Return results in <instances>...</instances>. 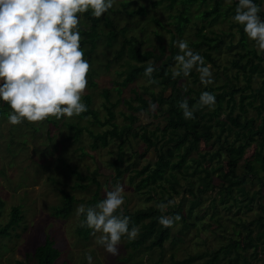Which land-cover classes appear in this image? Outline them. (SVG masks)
Here are the masks:
<instances>
[{
    "label": "rangeland",
    "instance_id": "obj_1",
    "mask_svg": "<svg viewBox=\"0 0 264 264\" xmlns=\"http://www.w3.org/2000/svg\"><path fill=\"white\" fill-rule=\"evenodd\" d=\"M152 1L115 0L113 7L102 15L103 31L107 32L110 29V27L105 26V22L112 19L116 25L118 37L113 48H110L105 41L97 47L87 74L88 83L81 97L84 102L83 97L86 94L91 95L92 108L98 111L101 121H105L108 113L105 107L107 101L104 90L109 89L111 101L116 102L119 100V104L114 107L116 115L113 121L120 126L132 124L133 129L140 132L142 126L149 130H155L158 126L163 125L164 119L154 110L148 113L141 111L136 113L138 119L133 123L125 119L123 115V113L130 114L134 112L124 100L131 98L133 88L145 92L146 97L149 96L151 90L157 91L159 88H151L144 75L137 76L134 80L129 81L126 86L119 85L118 83H121L126 76V74L119 75V71L126 68L124 63L127 56L125 54L123 59H115V55L116 50L121 47L123 42L121 31L124 27H127L126 35L128 38L135 35L139 39L145 40L143 50L152 49L161 43L153 32L156 29L164 38L162 42L169 45L171 33L167 28L170 27L168 16L171 10L166 9L167 2L154 6ZM124 2H128V5L124 6ZM228 3H232V0H224L225 5H221L222 10H227L226 17H220L219 21L208 26L205 30V32H208L213 28L215 30L213 34L223 33L225 37L221 48L214 51L217 65L205 63L211 69L213 77L211 83L213 85H221L226 81L225 76L217 77L216 73L225 70L227 66L226 71L229 75H235L237 69L231 65V60L238 58L239 52L255 48L259 53H262L258 50L256 42L249 37L246 47L241 44V27L243 25L234 21V15L230 13L236 9L237 5H226ZM141 6H144L147 10L145 15L131 14L133 10ZM197 6L192 10V22L196 21L200 25L202 20L195 15L201 11L203 6L201 8L199 6L197 8ZM261 9L264 11V0ZM174 11L175 9L171 12ZM82 16L80 15V18L85 19ZM153 17L163 23L165 28L159 26L153 20ZM261 18L263 19L262 15ZM189 26L178 41L186 40L190 43L191 40L195 39L193 34L195 26ZM189 46L192 48L190 44ZM249 73L253 75L251 80L253 89L259 88L264 79V62H257L255 65L250 66ZM245 80L244 75L240 74L239 84L245 85ZM186 81H189V79H181V82ZM233 81L236 80L233 79ZM92 82L95 84L93 85ZM146 87H150V91H147ZM247 92L252 91L249 89ZM0 104L3 109H6L4 114L0 115V198L4 201L0 223L8 222L11 210L16 205L21 206L22 213L25 216L21 226L14 231V235L2 240L0 264H34L33 257H27L26 254L43 243L48 235L53 238L55 245L61 250V255L54 264H88L87 255L89 253L93 257V264H175V261L186 260L191 255L195 256L196 260L183 264H197L204 260L206 257L204 252L207 249H216L220 245L228 243L230 237H237L239 241L245 243L248 226L253 229V234L259 229L257 219L260 214L264 215V179L259 180L250 174L246 175L242 187L248 191L250 196L255 194L256 198L249 204L247 202L240 203L239 201L236 204H231L233 199H230L229 203L225 205L220 202L217 196L219 184L228 175L229 164L228 159H225L223 169L213 174L214 183L217 185L213 190L199 193L197 187L201 184H196L195 191L201 199L199 204L194 207L191 215L189 213L191 205L189 199H192L193 196L187 194L188 199L184 200L180 213H177L181 219L175 221L172 225L171 236L161 249L144 248L140 251H134L127 244V236H124L121 239L118 254L112 255L103 244L98 242L101 233L93 230L88 238H84L78 233V228L82 225L83 220L81 215L77 214V206L80 204L95 206L98 202H92L91 199L97 191L99 198H104L106 190H113L119 184L124 188L125 200L121 208L118 209V213H122L125 209L135 211L154 206L160 209L162 215L174 217L176 215L174 210L178 208L174 206L181 202L182 195L187 188L185 185L188 183L187 179L197 178L190 174L194 167L189 165L187 177L181 172H176L178 181L175 185L180 194H174L171 189L169 190L170 193L167 192L166 188L171 186L169 170L162 175L157 167L151 169L153 176L157 178V182L153 184L154 188L137 191L135 184L140 177H137L134 182L131 181L130 177L134 175L133 170L124 172L120 177L116 175V166L113 162L118 157L120 139H111L110 143L104 147L99 146L95 149L91 147L93 137L85 127L94 132H101L111 128L110 124L103 126L93 122L90 115L85 117L75 115L71 118L49 116L43 121L36 122L25 119L21 123L13 125L7 119L10 111L9 105L2 101H0ZM254 104L258 105L259 100H255ZM247 108V115L254 117L256 122H260L261 116H258L256 108L248 105ZM238 112H240V109L237 107L234 114ZM69 124H78L83 127V131L77 139L73 136L76 130L69 127ZM215 129L216 135L220 133L218 126H215ZM227 133L226 131L223 136L225 137ZM234 137V135H228L229 140L234 139ZM217 147L218 142H215V137L208 144L203 141L199 144V150L202 152ZM255 148L256 143H253L247 149L244 158L240 160L237 168L239 174L247 171L246 160H253ZM122 150L125 160L122 168L129 164H132V168H142L148 162L154 163L157 159L153 149L148 150L146 142L140 137L130 136L123 144ZM84 152L88 154H84ZM192 156L200 159L197 149L191 153L188 163H191ZM210 165V162L202 163L203 168ZM73 169L90 178L79 180L72 172ZM263 173L262 171L261 174ZM93 176L99 183L92 181ZM77 181L89 184L87 188H72ZM242 187L239 186L237 188L239 191L236 190L235 193L239 194ZM63 189L71 192L78 200L75 202L73 211L67 216L58 215L53 211V207L59 205L62 201L61 190ZM161 202L166 205L163 209L157 206ZM184 218H186V221ZM16 232L19 236L15 235ZM172 237L175 241H171ZM244 252L250 259L251 264L263 263L262 258L256 259L251 256L252 249Z\"/></svg>",
    "mask_w": 264,
    "mask_h": 264
},
{
    "label": "trees",
    "instance_id": "obj_2",
    "mask_svg": "<svg viewBox=\"0 0 264 264\" xmlns=\"http://www.w3.org/2000/svg\"><path fill=\"white\" fill-rule=\"evenodd\" d=\"M263 0H256L258 4L262 6ZM167 2L166 9L170 11L168 16V25L170 27L167 30L171 33L169 45L163 43V36L154 30V34L158 40L161 41L159 46L152 49L143 50L142 47L145 44V40L139 39L137 36L127 37V27H124L121 31L123 36V42L121 47L116 50L115 59H123L126 54L127 58L124 63L125 69L119 71V75L126 74L125 78L119 85L126 86L129 81L134 80L139 75H144L148 80L150 87L157 91L149 90L150 87L145 89L150 91L149 96L146 97L145 92L133 88L132 96L130 99L124 100V102L134 111L130 114H125V119L135 122L138 119L137 112H151L152 110L158 112L164 119L162 126H158L155 130H149L145 126H142V131L134 130L132 124H124L120 126L117 122H114L115 111L114 107L119 104V100L116 102L111 101V92L109 89L104 90V95L107 103L105 104L108 117L105 121H101L99 113L92 108L91 95L86 94L83 99L87 104V111L79 114L81 117L92 116L93 122L100 125L110 124L112 127L101 132H94L91 129L89 133L93 137L91 147L93 149L99 146H107L111 139H120L118 157L113 162L116 166L117 176L120 177L124 172L133 170L134 175L130 177L131 181L137 177H140L139 181L135 184L137 191H142L145 188H154L153 184L157 182V178L153 176L152 167H157L159 172L163 175L169 170V180L171 186L166 188L167 192H173L174 194H180V191L176 188L175 183L178 181V175L176 172H181L184 176L189 173V165L194 167L192 173L197 178L193 180L187 179L188 183L186 191L182 195L181 202L177 203L174 207H178L174 210V214L180 213L181 206H183L184 200L187 198V194L193 196L191 205L189 208L190 215L193 214L194 207L199 204L201 199L195 191L197 183L201 186L197 187L199 193L208 192L213 190L217 185L214 183L213 174L216 171L223 169V161L228 159V175L219 184L217 189V196L220 202L227 205L230 199H233L231 204L252 202L256 195H249L248 191L243 186L246 175L250 174L259 180L264 179V79L262 85L253 89L251 84L252 73H249V67L255 65L257 62H264V53H259L257 49H248L245 52H239L238 58L231 60V65L237 69L235 75H229L225 70L218 71L216 76H225L227 79L221 85H213L211 82L205 84L200 80L199 72L193 68L190 75L185 77L182 73L180 76L173 77V69L177 64L175 60L176 55L181 51L178 47V39L185 33L186 28L194 27L195 39L191 40L190 44L195 52H199L204 57L205 63H212L217 65V60L214 55V51H217L224 44V34L214 33L215 30L211 28L208 32H205L206 28L213 23L219 21L221 18H225L227 10L224 11L221 5L224 4V0H153L152 5L156 6L161 3ZM238 1L232 0V3L226 5H237ZM200 4V5H199ZM124 6L128 5V2L123 3ZM207 6L198 12L195 16L202 20L198 25L196 21L192 22V10L194 7ZM197 6V8H198ZM211 6V7H209ZM229 10V9H228ZM147 12L144 6L133 10L131 14H143ZM236 9L231 14L235 15ZM260 14L264 19V11ZM83 15L80 18L79 30L81 33V47L84 50V58L89 61V64L94 59V54L100 43L104 42L113 48L115 40L118 37V31L116 25L112 19H108L105 22L106 27H110L107 32L103 31V17H95L91 14V11L78 14ZM221 17V18H220ZM153 20L159 24V26L165 28L157 18L153 17ZM248 36L244 31V27H241V44L247 46ZM231 47V45H229ZM152 60V61H151ZM149 63H152L155 67L152 77L154 81L149 80V77L145 75V68ZM225 71V72H224ZM92 72V71H91ZM240 74H243L246 78V84L240 85L238 80ZM264 75V73H263ZM189 79V81L181 82V79ZM235 79L236 81H233ZM94 85L95 83L92 82ZM251 89L252 92H247ZM210 91L215 94L216 102L213 107H199L197 106L194 112V118L186 119L183 115V109L180 108V101L187 98L190 106L197 105L200 94L202 91ZM259 100V104H254L255 100ZM136 102V104H134ZM2 104V103H1ZM0 104V105H1ZM152 105H155L153 108ZM248 106H254L257 110L258 116H261V121L256 122L254 117L248 116ZM240 109V112L235 113L236 108ZM210 108V110H208ZM0 106V115L4 114V111ZM215 126H218L220 133L216 135ZM69 127L74 128L76 132L73 134L74 138H78L83 127L78 124H69ZM160 131V133H158ZM228 132L224 137L223 134ZM228 135H234V139L229 140ZM130 136L142 138L146 144L147 149L154 151L157 159L154 163L148 162L142 168H132V164L122 168L123 162V144ZM222 136L224 137L222 140ZM215 137V142H218V147L204 152L199 150V144L201 141L208 144L210 140ZM219 142H221L219 144ZM256 143L253 160H246L247 171L243 174L237 172L240 160L244 158L247 149ZM197 149L200 159L192 156L191 163L187 161L190 158L191 153ZM84 154H88L84 152ZM210 162V166L203 168L202 163ZM135 164V163H133ZM67 165V164H66ZM259 166V167H258ZM79 180H85L90 178L84 176L78 170H72ZM92 181L97 182V179L93 176ZM89 183L75 182L72 188L81 187L87 188ZM241 186V192L236 194L235 191H239L237 188ZM171 189V191H169ZM244 189V190H242ZM151 190V189H150ZM62 201L59 205L53 207V211L56 214L67 216L74 207L75 202L78 200L76 197L66 190H61ZM164 198V197H163ZM103 198H99L98 191L91 199L92 202H99ZM188 199V198H187ZM239 204V203H238ZM4 201L0 198V215ZM241 207V206H240ZM122 215L130 217L129 228L136 226L139 229L138 235L133 238H128V245L134 249V251H140L142 249L162 248L164 243L170 238L172 233L171 227H164L159 223V217L162 215L160 209L154 206L147 208L137 209L135 211H129L125 209L122 211ZM214 215V213H213ZM22 208L20 205L13 206L10 214V218L7 223H0V248L1 242L4 238H10L14 234V231L21 226L24 219ZM82 220L85 219L81 214ZM186 221V218H184ZM259 229L253 234V229L248 226V232L246 234L245 243L239 241L237 237H230V241L224 245H220L216 249L209 248L204 254L206 257L203 261L197 264H251L250 259L246 256L244 251L252 249L251 256L256 259L262 258L264 264V215L260 214L258 219ZM256 221V222H257ZM92 228H89L86 224L82 223L78 228V233L84 238H88ZM17 236L18 233L16 232ZM171 241H175L174 237ZM32 254V255H31ZM61 255V250L55 245L53 238L49 235L45 241L39 244L33 251L26 254L27 257H33L34 264H54L57 258ZM202 257V255H201ZM196 260V257L191 255L188 259L183 261H175V264H183L185 262H192ZM23 263L22 261H18ZM226 262V263H224ZM86 264V263H80Z\"/></svg>",
    "mask_w": 264,
    "mask_h": 264
},
{
    "label": "clouds",
    "instance_id": "obj_3",
    "mask_svg": "<svg viewBox=\"0 0 264 264\" xmlns=\"http://www.w3.org/2000/svg\"><path fill=\"white\" fill-rule=\"evenodd\" d=\"M114 3L115 0H0V101L10 107L7 119L11 124L25 119L43 121L49 116L71 118L87 111L81 97L90 64L81 47L78 14L91 11L100 17ZM260 12L261 5L256 0H238L233 20L243 25L248 37L264 53V19ZM177 43L181 51L175 57L173 77L181 73L187 77L195 68L202 83L211 82L212 72L204 57L186 40ZM154 70L152 63L145 68L150 82L154 81ZM215 102V94L205 90L197 105L190 106L185 98L180 108L186 119L194 118L197 106L213 107ZM123 192V186L117 184L113 190H106L95 206H77V214L85 217L82 223L101 233L98 242L112 255L118 254L122 237L133 239L139 232L136 226L129 228L130 217L118 213L125 200ZM157 206L166 207L163 202ZM180 219L179 214L161 215L159 223L171 227ZM87 261L93 264L90 253Z\"/></svg>",
    "mask_w": 264,
    "mask_h": 264
}]
</instances>
